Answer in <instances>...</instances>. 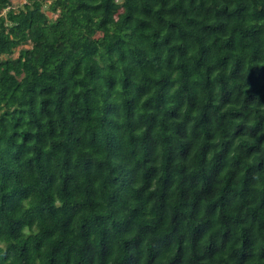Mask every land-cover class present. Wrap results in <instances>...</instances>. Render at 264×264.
Here are the masks:
<instances>
[{
	"label": "trees",
	"instance_id": "trees-1",
	"mask_svg": "<svg viewBox=\"0 0 264 264\" xmlns=\"http://www.w3.org/2000/svg\"><path fill=\"white\" fill-rule=\"evenodd\" d=\"M0 264H264V0H0Z\"/></svg>",
	"mask_w": 264,
	"mask_h": 264
},
{
	"label": "rangeland",
	"instance_id": "rangeland-1",
	"mask_svg": "<svg viewBox=\"0 0 264 264\" xmlns=\"http://www.w3.org/2000/svg\"><path fill=\"white\" fill-rule=\"evenodd\" d=\"M97 36H100V34H97Z\"/></svg>",
	"mask_w": 264,
	"mask_h": 264
}]
</instances>
